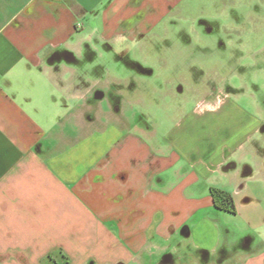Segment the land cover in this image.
Listing matches in <instances>:
<instances>
[{
	"label": "crops",
	"instance_id": "1",
	"mask_svg": "<svg viewBox=\"0 0 264 264\" xmlns=\"http://www.w3.org/2000/svg\"><path fill=\"white\" fill-rule=\"evenodd\" d=\"M182 1L0 0V264H264V249L228 242L211 197L225 181L239 216L247 160L263 161L241 149L262 121L232 125L222 151L177 133L153 145L152 128L65 74L86 30L133 40ZM209 100L196 111L221 106Z\"/></svg>",
	"mask_w": 264,
	"mask_h": 264
},
{
	"label": "rangeland",
	"instance_id": "2",
	"mask_svg": "<svg viewBox=\"0 0 264 264\" xmlns=\"http://www.w3.org/2000/svg\"><path fill=\"white\" fill-rule=\"evenodd\" d=\"M86 31L91 39L66 62L65 74H76L88 96H104L97 102L103 110L119 105L124 118L152 128L151 144L177 133L189 148L222 151L229 135H238L232 125H264V0H183L159 26L133 40L99 42L97 33ZM213 97L221 101L216 111H196ZM246 136L241 152L253 150L264 161V127ZM262 162L255 166L248 158L253 174L240 188V214L222 220L233 233L232 246L243 239L264 249V225L254 228L245 220H264ZM216 184L231 191L225 181Z\"/></svg>",
	"mask_w": 264,
	"mask_h": 264
},
{
	"label": "trees",
	"instance_id": "3",
	"mask_svg": "<svg viewBox=\"0 0 264 264\" xmlns=\"http://www.w3.org/2000/svg\"><path fill=\"white\" fill-rule=\"evenodd\" d=\"M211 197L215 210L230 215L236 214L235 204L229 193L218 189H211Z\"/></svg>",
	"mask_w": 264,
	"mask_h": 264
},
{
	"label": "water",
	"instance_id": "4",
	"mask_svg": "<svg viewBox=\"0 0 264 264\" xmlns=\"http://www.w3.org/2000/svg\"><path fill=\"white\" fill-rule=\"evenodd\" d=\"M98 97H100V96H98Z\"/></svg>",
	"mask_w": 264,
	"mask_h": 264
}]
</instances>
